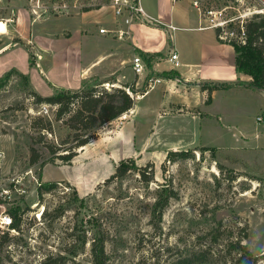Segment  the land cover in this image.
Returning <instances> with one entry per match:
<instances>
[{
	"label": "rangeland",
	"instance_id": "1",
	"mask_svg": "<svg viewBox=\"0 0 264 264\" xmlns=\"http://www.w3.org/2000/svg\"><path fill=\"white\" fill-rule=\"evenodd\" d=\"M141 1L151 12L160 3ZM192 1L206 18L208 10L226 9L224 16L233 18L247 8H263L261 0H183L174 2L175 13L187 7L198 15ZM61 4L0 0V217H22L19 231L0 224V264H43L57 255L66 264H94L92 247L100 236L107 243L106 264H170L177 252L199 247L228 257V239L245 232L247 247L264 264V91L220 89L206 101L212 102L208 108L194 90L189 104L211 116L162 118L154 111L160 106L158 87L135 101L132 116L99 128L96 139L76 149L69 164L49 163L53 156L44 143L35 145L42 159L30 164L32 137H38L34 118L52 123V133L43 132L47 143H74L73 132L56 120V108L36 104L32 93L47 97L78 91L81 66L105 49L99 46L102 40L97 49L80 46L77 25L84 9L71 3L62 9ZM97 18L103 21L105 12ZM228 28L236 31L237 22ZM127 158L139 167L153 163L154 180L146 184L131 172L105 184ZM49 184L53 189L39 197V186ZM171 190L174 196L155 226L157 200L172 195ZM213 229L220 234L216 242Z\"/></svg>",
	"mask_w": 264,
	"mask_h": 264
},
{
	"label": "crops",
	"instance_id": "2",
	"mask_svg": "<svg viewBox=\"0 0 264 264\" xmlns=\"http://www.w3.org/2000/svg\"><path fill=\"white\" fill-rule=\"evenodd\" d=\"M139 3L142 14L133 23L130 35L124 39H111V37L109 39L98 32L101 27L112 28L114 26L115 17L111 9L83 11L82 20L77 25V31L82 36L80 46L87 50L97 49L99 48L97 41L102 40L99 46L105 49L96 50L93 57L88 58L86 64L81 66L79 75L82 85L78 90L88 87L89 84V87H95L102 82L112 81L111 87L125 85L134 87L137 91L134 98L136 101L138 98L142 99L150 95L152 90L159 87L155 94H157V103L160 106L154 109L159 117L164 118L169 115L174 117L177 114L201 117L202 113L207 116L212 114L205 111V108L202 111L198 105L195 107L189 104L193 101L194 90L200 92L201 104L203 99L206 104L208 99L214 100L220 90L211 94L202 90L203 84H237L252 80L250 76L236 71L235 49L230 44L219 40L216 30L209 23H205L206 17L194 6L198 12L196 16H192L187 7H182L175 13L173 0H160L155 12L148 10L141 0ZM96 12H102L99 15L105 12V19L102 21L103 17L97 18L99 15ZM212 30L214 31L211 32ZM95 36L98 37L97 43L93 41ZM159 53L162 57L154 58L151 66H148L142 56V54ZM174 53L179 57V67H175L171 62V56ZM137 56L146 65V73L140 76L136 75L133 70V59ZM102 66L106 68H101ZM170 71L177 72L179 78L163 76L162 73ZM149 74L152 75L151 77L161 79L153 88L148 87ZM235 86L241 87L242 85ZM206 105L209 108L212 102ZM134 112L135 107L121 118L127 119ZM121 126L117 134L120 133Z\"/></svg>",
	"mask_w": 264,
	"mask_h": 264
},
{
	"label": "trees",
	"instance_id": "3",
	"mask_svg": "<svg viewBox=\"0 0 264 264\" xmlns=\"http://www.w3.org/2000/svg\"><path fill=\"white\" fill-rule=\"evenodd\" d=\"M84 11H89V9H84ZM218 32L216 30L217 36ZM245 33L244 43L238 37L232 39L229 43L235 49L236 71L252 78L250 82H238L237 84L252 90L264 91V15L257 14L248 20L245 24ZM142 56L148 66H151L152 60L156 57H162V54H142ZM162 74L168 78H179L178 73L174 71ZM106 83L110 84L113 82H102L91 89L86 90L83 88L76 92L59 90L54 95L47 97L35 92L32 93L36 104H47L56 108V120L63 121V124L73 132L74 143L68 147H64L65 145L59 147L47 143L45 141L46 134L43 132L52 133V123L43 117L34 118L31 126L38 132V137H32L33 145L30 147L31 165L38 163L42 159L41 151L35 146L41 143L45 144V148L53 156V159H50L49 163L55 164L56 160L59 159L69 164L78 155L76 149L83 148L96 139V133L99 128L118 120L133 109L135 104L134 93H137L134 87L125 85L108 89L105 87ZM237 84L206 83L201 88L203 91H208L212 94L214 91L229 89ZM66 116L68 117L65 119ZM60 149L65 153H58ZM170 154L174 153L170 152L169 156ZM152 169L153 163H149L145 167H139L134 158L123 159L115 166V172L107 179L105 184L113 181L120 182L131 172H137L141 179L146 184H149L154 180ZM53 187V184H49L48 187L39 186L38 196L42 197L44 191H49ZM171 192L172 195H160L157 200L156 209L154 210L157 214L153 216L157 220L153 221L155 222V226L161 221L164 210L169 205L170 198L174 196L172 190ZM46 215L47 213H45V217ZM21 220V215L12 214V226L10 229L19 231ZM210 234L214 235L213 239L215 242L220 236L219 231L215 229L211 230ZM246 239L247 232L244 233L242 238L228 239L224 252L228 257L221 256L220 252H213L210 247H199L187 252H177L176 255H173L174 259L170 264H258L259 258L249 250L245 243ZM106 244L105 236H100L98 241L93 245L92 255L94 264L107 263ZM65 262L64 256L57 255L55 258H52V256L46 257L43 264H66Z\"/></svg>",
	"mask_w": 264,
	"mask_h": 264
},
{
	"label": "built area",
	"instance_id": "4",
	"mask_svg": "<svg viewBox=\"0 0 264 264\" xmlns=\"http://www.w3.org/2000/svg\"><path fill=\"white\" fill-rule=\"evenodd\" d=\"M62 4L59 8L69 9V4H72L73 8L89 9V11H100L103 9H111L115 17V23L112 28L101 27L99 29V34L105 37H111L114 39H124L130 35V29L135 21L140 18L142 14V8L139 0H61ZM183 1V0H173V2ZM263 8L258 11L256 8H247L243 12L238 13L233 18H227L225 15L226 9H219L216 11L208 10L206 11V16L209 25L218 30V38L220 41L225 43H230V41L238 37L241 41L246 37L245 24L250 20L255 14H264V0H261ZM193 6L198 9L201 13V9L197 1H192ZM40 7L38 5L34 10V14H38L37 9ZM203 15V13H202ZM205 17V15H203ZM236 21L237 30H230L228 28L229 23ZM7 26V23H5ZM171 62L175 67H179V57L177 54L171 56ZM133 70L136 75H143L146 73V65L143 60L137 56L133 59ZM161 79L148 77V87L153 88L155 84L159 83ZM107 87V84H106ZM108 88V87H107ZM132 95V93L128 90ZM46 111V107H44ZM0 224L2 227L10 228L12 226V217L10 215H4L0 217Z\"/></svg>",
	"mask_w": 264,
	"mask_h": 264
}]
</instances>
